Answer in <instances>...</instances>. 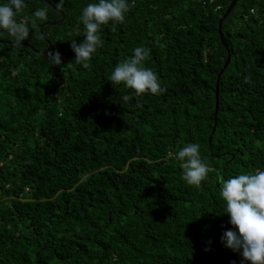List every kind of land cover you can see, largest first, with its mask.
I'll use <instances>...</instances> for the list:
<instances>
[{"label":"trees","instance_id":"obj_1","mask_svg":"<svg viewBox=\"0 0 264 264\" xmlns=\"http://www.w3.org/2000/svg\"><path fill=\"white\" fill-rule=\"evenodd\" d=\"M230 1L129 0L83 67L69 40L84 39L78 18L98 0H64L46 40L40 26L61 14L26 0L29 38L0 30V264H242L222 242L233 226L221 188L264 170V0H238L223 20L224 68ZM41 7L48 19L33 23ZM137 47L159 94L109 81ZM187 143L210 167L200 187L182 179Z\"/></svg>","mask_w":264,"mask_h":264},{"label":"clouds","instance_id":"obj_2","mask_svg":"<svg viewBox=\"0 0 264 264\" xmlns=\"http://www.w3.org/2000/svg\"><path fill=\"white\" fill-rule=\"evenodd\" d=\"M64 0L56 4L57 10L63 6ZM26 7V0H7L0 4V30H6L16 45H21L30 36L27 23L17 20V16ZM129 0H98L88 3L79 16L83 25V40L71 41L75 62L83 67L93 59L98 48L103 47L102 28L110 23L123 24L130 10ZM49 9L38 8L34 16L36 20H47ZM79 31V29H78ZM149 50L144 47L134 49V55L119 63L111 73L112 85L123 84L133 89L136 96L146 93L159 94L163 91L159 77L151 68L144 66ZM50 67L62 64L59 51L48 52ZM129 95L123 97L130 100ZM176 158L182 162V179L188 184L200 187L208 178L210 167L202 157L200 145L187 143ZM221 196L226 202L225 213L229 216L232 229L224 232L222 242L243 257L242 264H264V170L254 173H242L227 179L221 188Z\"/></svg>","mask_w":264,"mask_h":264},{"label":"water","instance_id":"obj_3","mask_svg":"<svg viewBox=\"0 0 264 264\" xmlns=\"http://www.w3.org/2000/svg\"><path fill=\"white\" fill-rule=\"evenodd\" d=\"M46 1L47 4H49L53 9L57 10V7L49 0H44ZM238 0H231L229 5L227 6L226 10L224 11L222 17L220 18L219 20V23H218V34H219V38H220V41L223 45V47L227 50V56H226V60H225V63H224V68L227 66V64L229 63L230 61V52H229V49H228V43H227V40H226V37L222 31V22L223 20L230 14V12L233 10V8L235 7L236 3H237ZM59 11V10H57ZM60 12V11H59ZM61 14V17L59 20L57 21H51V22H44L40 28H39V32L41 35H43V27L45 25H55V24H58L60 23L63 19H64V14L62 12H60ZM44 40L45 37L44 35L42 36ZM31 47V46H29ZM50 47V44L48 43V47L47 49ZM32 48V47H31ZM33 49V48H32ZM35 50V49H34ZM36 52H39V53H43L44 51H40V50H35ZM222 72V71H221ZM221 72L217 75V78H216V89H215V96H216V100H215V112H217V109H218V85H219V79H220V75H221Z\"/></svg>","mask_w":264,"mask_h":264},{"label":"built area","instance_id":"obj_4","mask_svg":"<svg viewBox=\"0 0 264 264\" xmlns=\"http://www.w3.org/2000/svg\"><path fill=\"white\" fill-rule=\"evenodd\" d=\"M213 1V0H212ZM220 6L219 5H217V8H219ZM253 11V10H252Z\"/></svg>","mask_w":264,"mask_h":264}]
</instances>
